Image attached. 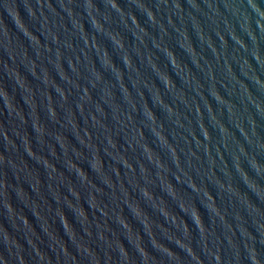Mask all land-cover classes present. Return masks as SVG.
<instances>
[{"label":"water","instance_id":"water-1","mask_svg":"<svg viewBox=\"0 0 264 264\" xmlns=\"http://www.w3.org/2000/svg\"><path fill=\"white\" fill-rule=\"evenodd\" d=\"M0 264H264V0H0Z\"/></svg>","mask_w":264,"mask_h":264}]
</instances>
